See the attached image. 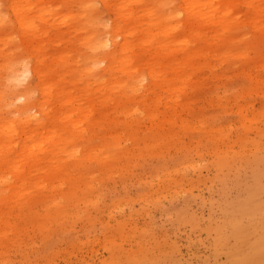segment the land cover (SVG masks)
<instances>
[{"label": "rangeland", "instance_id": "1", "mask_svg": "<svg viewBox=\"0 0 264 264\" xmlns=\"http://www.w3.org/2000/svg\"><path fill=\"white\" fill-rule=\"evenodd\" d=\"M17 1L36 35L18 26L11 0H0V90L11 87L3 60L36 65L51 102L67 91L90 116L73 139L69 172L44 167L54 187L0 201V264H264V13H248L240 0L238 23L207 25L187 23L182 0ZM132 8L151 9L152 32L149 12L123 23ZM92 15L130 41L96 66ZM148 49L146 64L137 54ZM149 68L165 81L154 85ZM140 72L136 90L127 75ZM16 82L46 97L32 74Z\"/></svg>", "mask_w": 264, "mask_h": 264}, {"label": "bare ground", "instance_id": "2", "mask_svg": "<svg viewBox=\"0 0 264 264\" xmlns=\"http://www.w3.org/2000/svg\"><path fill=\"white\" fill-rule=\"evenodd\" d=\"M238 2H240V0H182L181 5L182 9L187 12V23H192L190 19H201L207 25H218L221 24V22L227 24V21L238 23L239 14L235 12ZM242 2L246 5L248 13H254V11L262 14L264 13L263 5L257 7L253 0H243ZM9 6V10L15 15V21L18 26L29 35L35 36L36 26L27 18L28 15H23L21 13V4L18 3L17 0H11ZM147 9H130L127 12L128 17H126V21L116 20L115 23L112 24L113 31L121 32L123 29V24L121 23L123 21V23H130L133 20L137 21L142 11L143 16L148 12L150 14L147 18V22L150 23L147 32H152L154 30L153 24L155 21L151 17L153 12L150 8ZM50 14L53 21H56L57 19L55 17L59 16V12ZM63 16H66V14ZM91 18V24H93L95 32L89 37L88 46L92 51V55H90V57H93L91 62L96 66L100 59L113 58L114 56L111 55L113 53V48L119 45L120 42L117 41L115 33L108 34L106 30L104 31L102 27L99 26L100 20L98 17L92 15ZM160 42H162V44L164 43L163 40H160ZM127 45H130V41L128 38L124 37L123 41L120 43V47L123 48ZM144 52L145 53L141 51V54H137V56L141 59L147 54V57L143 60L148 64L150 56L152 55L149 53H152V51L148 49ZM96 53H98V55H95ZM99 53H102L100 55L102 58L99 57ZM168 60L167 64L172 59ZM3 61L6 69L11 74V87H9L8 91L0 90V201H19L23 198L26 202L31 199L29 197L31 189L45 190L55 186L54 183L43 181L42 175L44 173V167L47 164L52 165L57 171L63 172L64 174L69 172V163L71 161L68 162L67 159L77 158L79 151L73 143V139H75V135L78 133H86L87 129H81V126L84 121L89 122V107L82 103H78L77 99L67 91L56 93L54 103L51 102L50 95L52 93V88L48 86L49 84L46 85L45 79L42 78L41 70L36 65L28 68L24 65L6 64L7 61ZM123 66L125 67L126 63H123ZM88 68L90 69L91 66ZM125 73L127 74L126 69ZM30 74L37 77L41 86L46 87V97L44 99H42V96L37 97L34 94L30 82L24 89L16 85V80L19 79V76L22 75L24 78L29 77ZM148 75L150 78L157 81L154 85H160L158 79H164L165 81V72L156 71L155 68H149ZM127 77L128 82L133 85L132 87L136 90L142 89L141 72L137 75L129 74ZM29 81H31V78ZM56 104H59L60 108H65L66 111L53 113L52 108L55 107ZM86 106L88 108V113H86ZM124 108V110H128L132 107L125 105ZM81 114H83V116H81ZM55 120L65 124V126L63 125L64 128L57 131L49 129L47 124ZM89 130V137L84 139L87 142L93 140L92 134L95 133L93 126L90 127ZM64 132L68 134L66 137L63 136ZM81 136L83 138L84 135ZM52 160H54V162H52ZM63 183L64 181L60 183V186Z\"/></svg>", "mask_w": 264, "mask_h": 264}]
</instances>
